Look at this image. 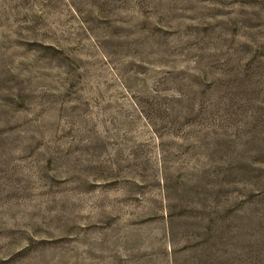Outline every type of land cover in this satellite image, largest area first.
I'll list each match as a JSON object with an SVG mask.
<instances>
[{
	"label": "rangeland",
	"instance_id": "1",
	"mask_svg": "<svg viewBox=\"0 0 264 264\" xmlns=\"http://www.w3.org/2000/svg\"><path fill=\"white\" fill-rule=\"evenodd\" d=\"M0 264H264V0H0Z\"/></svg>",
	"mask_w": 264,
	"mask_h": 264
}]
</instances>
